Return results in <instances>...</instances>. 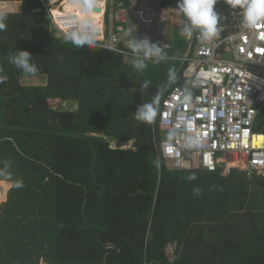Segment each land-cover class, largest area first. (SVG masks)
I'll list each match as a JSON object with an SVG mask.
<instances>
[{
    "label": "trees",
    "instance_id": "trees-1",
    "mask_svg": "<svg viewBox=\"0 0 264 264\" xmlns=\"http://www.w3.org/2000/svg\"><path fill=\"white\" fill-rule=\"evenodd\" d=\"M106 1L115 10L130 5ZM50 2L0 0L8 13L0 32L8 77L0 83V161H11L12 179L24 181L17 189L0 178L12 185L0 209V264H264V176L171 169L160 154V108L175 87L187 86L184 66L150 60L141 73L133 56L76 48L52 24ZM215 10L242 15L226 0ZM185 45L163 51L181 58ZM16 50L33 55L37 75L8 62ZM169 69L177 73L171 82ZM32 78L46 81L22 83ZM157 95L155 122L137 121L138 107ZM56 99L77 109L51 107ZM254 132L264 133V108ZM130 141L134 147H115Z\"/></svg>",
    "mask_w": 264,
    "mask_h": 264
},
{
    "label": "built area",
    "instance_id": "built-area-1",
    "mask_svg": "<svg viewBox=\"0 0 264 264\" xmlns=\"http://www.w3.org/2000/svg\"><path fill=\"white\" fill-rule=\"evenodd\" d=\"M175 7L164 6L162 0H130L129 6L121 2L117 22L130 24L132 19L137 29L126 32L118 28V32H111L106 38L107 32L101 28L99 42L105 41L104 45L118 49L116 53L133 56L120 46H127L128 35L137 34L140 39L148 38L161 48L170 49V34L180 30L183 23ZM46 8L50 16L52 7ZM67 16H55V20L50 16L62 37L67 31L63 23ZM222 17L226 20L221 22L222 31L214 41L215 46H209L210 51L205 50L195 35L185 38L187 52L176 60L184 66L182 71L189 82L185 88L175 87L163 101L159 114L163 131L159 151L173 169L221 171L222 177H229L238 169L249 178L264 176V133L254 132L264 108V26L249 31L242 27V15ZM201 71L210 73L203 82L197 79ZM185 89L193 96L190 105L182 101ZM189 125L192 133L188 132ZM171 131L177 135L169 143L167 134ZM196 132L203 147L185 148L184 136ZM167 251L173 260L175 246L169 245Z\"/></svg>",
    "mask_w": 264,
    "mask_h": 264
},
{
    "label": "clouds",
    "instance_id": "clouds-1",
    "mask_svg": "<svg viewBox=\"0 0 264 264\" xmlns=\"http://www.w3.org/2000/svg\"><path fill=\"white\" fill-rule=\"evenodd\" d=\"M226 2L236 10H242L241 24L243 29L254 31L264 26V0H226ZM218 0H178L175 7L183 17V23L180 27V33L187 39L196 36V39L205 46L206 51H210V47H214V41L220 36L222 31L221 15L215 10ZM74 9L79 10V15L70 13L63 21L67 31L64 33V42L70 43L76 48H108L115 52L118 49L104 45L105 41L99 42L101 29L96 22L97 13L103 8L102 0H75L72 5ZM8 13L0 11V32L7 29ZM107 38V37H106ZM105 38V40H106ZM127 47L131 50L135 59L132 61V67L138 72H143L148 68L147 61H154L159 64L167 59V54L156 43L150 39L131 38L127 43ZM123 54V53H122ZM8 62L14 65L26 76H35L40 72L38 65L33 62V55L27 50H16L9 53ZM191 69H189L190 71ZM210 73L201 71L197 75V79L203 82ZM177 73L174 69H169L168 79L174 81ZM8 79L0 68V83H4ZM149 81L145 80L142 88L147 89ZM159 95L153 98L151 102H147L138 107L134 113L137 121L152 124L158 115ZM184 104L190 105L193 101L191 92L185 89L182 97ZM188 132L192 133L191 126H188ZM176 133L171 131L167 134V140L172 143L176 138ZM184 147L187 149H200L203 147V141L198 132L184 136ZM0 178L12 180L13 186L17 189L24 187L23 179H12L11 161H0ZM159 162H157L158 166ZM206 172V171H205ZM196 175L193 173L189 176V180H195ZM202 194V189L197 186L193 188V195Z\"/></svg>",
    "mask_w": 264,
    "mask_h": 264
},
{
    "label": "crops",
    "instance_id": "crops-1",
    "mask_svg": "<svg viewBox=\"0 0 264 264\" xmlns=\"http://www.w3.org/2000/svg\"><path fill=\"white\" fill-rule=\"evenodd\" d=\"M102 1L104 3V9H102L101 14H102V16H104V23H105L104 24L102 22L103 24H101L102 26H100L102 28V30H104V31L106 30V32L108 31L110 34L111 32L116 33V31H118V28H121V29L125 30L126 32H130L131 30L137 29L136 23L132 19H131L130 24L117 22L116 14L118 13L119 9H116V10L112 9L111 3H108L106 0H102ZM108 7H109V9H108ZM131 38L140 39V37L137 34L128 35L127 40L129 41V39H131ZM169 39L171 41V48L178 41H183L184 43H186L185 49H184V55L186 54L188 43H187L185 37L181 35L180 30H175V31L171 32ZM170 49H165V50H170ZM176 58H178V57H172V56L167 57V59H173V60H176ZM183 69H184V67H182V70ZM8 185H9V187L7 189L10 190L12 187V185L10 183L5 182V181H0V200H1L0 204H1V206L3 203H5V201H7V194L5 192L8 193V191L4 187L8 186Z\"/></svg>",
    "mask_w": 264,
    "mask_h": 264
},
{
    "label": "rangeland",
    "instance_id": "rangeland-1",
    "mask_svg": "<svg viewBox=\"0 0 264 264\" xmlns=\"http://www.w3.org/2000/svg\"><path fill=\"white\" fill-rule=\"evenodd\" d=\"M66 1L67 0H51L50 4L53 5L52 9H50V10H52V13H50L51 18H54V20L56 18L54 13H53L54 10L57 12V14L60 17H65L66 15H68V13H70V11H68V7L70 5H73L75 3V0H69L67 3H66ZM113 2L114 1H112V3ZM55 3H56V5H54ZM75 13L77 15H79V10L78 9H74V14ZM96 22H98L99 27L102 26L101 24L104 23V16H102L101 19L99 21H96ZM100 29H101V27H100ZM45 81L46 80H44V79L41 80L40 78H38V79L32 78V79H23L22 83L23 84H30V85H38V84H43L44 85ZM62 103H61V100H59V99L51 100L50 101V106L53 107V108H60V107L63 106L62 108L66 109V110H76L77 109V106L74 103H71V104L70 103L69 104H65V103L62 104ZM113 144H115V143H113ZM133 145H134V142L130 141V142H127L126 144H123L121 146L120 145H115V147L131 148V147H134ZM168 166H169V168L172 169L170 164H168ZM8 187H9V185L5 186L4 188L7 189ZM7 191L9 192L8 189H7ZM5 193L8 195L7 192H5ZM0 202H1V200H0ZM0 209H1V204H0ZM41 264H47V263L44 262V263H41Z\"/></svg>",
    "mask_w": 264,
    "mask_h": 264
},
{
    "label": "bare ground",
    "instance_id": "bare-ground-1",
    "mask_svg": "<svg viewBox=\"0 0 264 264\" xmlns=\"http://www.w3.org/2000/svg\"><path fill=\"white\" fill-rule=\"evenodd\" d=\"M68 11H70V13H74V8L72 7V5H70L69 7H68ZM70 13H68V15L70 14ZM101 13L99 12V13H97V16H96V21H99L100 19H101ZM97 24H98V22H97ZM99 25V24H98ZM260 139H263V137H260Z\"/></svg>",
    "mask_w": 264,
    "mask_h": 264
}]
</instances>
